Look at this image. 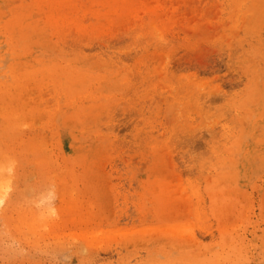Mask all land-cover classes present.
Returning a JSON list of instances; mask_svg holds the SVG:
<instances>
[{
  "label": "rangeland",
  "instance_id": "1",
  "mask_svg": "<svg viewBox=\"0 0 264 264\" xmlns=\"http://www.w3.org/2000/svg\"><path fill=\"white\" fill-rule=\"evenodd\" d=\"M253 1L0 0V264H264Z\"/></svg>",
  "mask_w": 264,
  "mask_h": 264
},
{
  "label": "bare ground",
  "instance_id": "2",
  "mask_svg": "<svg viewBox=\"0 0 264 264\" xmlns=\"http://www.w3.org/2000/svg\"><path fill=\"white\" fill-rule=\"evenodd\" d=\"M255 4L262 5V4H264V0H254L253 1V7L255 6ZM262 10L263 9H260V10H257V11L258 12H262ZM263 61H264V58H263ZM259 85H262L263 90H261ZM250 87H251V91L250 92H252V90H253L252 95H250V100L255 104L260 95H261V97L264 96V80L263 81L261 80V82H260V79H257L256 77H253Z\"/></svg>",
  "mask_w": 264,
  "mask_h": 264
}]
</instances>
